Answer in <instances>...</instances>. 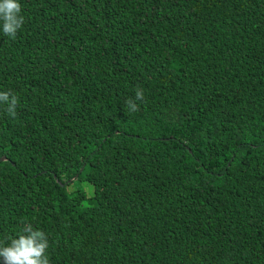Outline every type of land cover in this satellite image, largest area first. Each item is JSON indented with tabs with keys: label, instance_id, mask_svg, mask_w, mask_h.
I'll return each instance as SVG.
<instances>
[{
	"label": "trees",
	"instance_id": "16d2710c",
	"mask_svg": "<svg viewBox=\"0 0 264 264\" xmlns=\"http://www.w3.org/2000/svg\"><path fill=\"white\" fill-rule=\"evenodd\" d=\"M19 3L0 244L27 222L49 264H264V0Z\"/></svg>",
	"mask_w": 264,
	"mask_h": 264
},
{
	"label": "clouds",
	"instance_id": "9594fccd",
	"mask_svg": "<svg viewBox=\"0 0 264 264\" xmlns=\"http://www.w3.org/2000/svg\"><path fill=\"white\" fill-rule=\"evenodd\" d=\"M23 22L19 0H0V30L4 35L15 39ZM135 100H144L142 88L136 89ZM126 104L130 112L139 110L133 99H128ZM0 105H6L5 111L14 117L18 97L11 90L0 91ZM48 247L46 234L25 222L17 238H11L6 245L0 244V257L3 258V264H49L46 254Z\"/></svg>",
	"mask_w": 264,
	"mask_h": 264
}]
</instances>
